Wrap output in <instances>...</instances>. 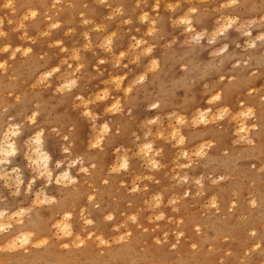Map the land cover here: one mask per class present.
<instances>
[{"label": "rangeland", "instance_id": "obj_1", "mask_svg": "<svg viewBox=\"0 0 264 264\" xmlns=\"http://www.w3.org/2000/svg\"><path fill=\"white\" fill-rule=\"evenodd\" d=\"M23 1L0 0V143L18 131L0 170V211L8 221L20 212L23 225L40 214L42 239L69 209L74 232L91 244L76 259L83 246L53 237L26 258L50 246L52 264H121L116 255L132 264H264V0ZM194 110L206 111V124ZM38 133L50 177L28 159ZM67 170L76 182L60 187ZM0 264L32 262L0 253Z\"/></svg>", "mask_w": 264, "mask_h": 264}, {"label": "bare ground", "instance_id": "obj_2", "mask_svg": "<svg viewBox=\"0 0 264 264\" xmlns=\"http://www.w3.org/2000/svg\"><path fill=\"white\" fill-rule=\"evenodd\" d=\"M25 1V0H24ZM23 1V2H24ZM30 1V0H29ZM105 1V0H104ZM113 1V0H112ZM119 1H121V0H118L117 2H119ZM202 1V0H201ZM212 1H214V0H212ZM230 1V0H229ZM240 1H242V0H239V3H240ZM255 1V0H254ZM31 2H34V0H32ZM124 2V1H123ZM127 2V1H126ZM216 2V1H215ZM236 2H237V0H236ZM243 2V1H242ZM241 2V3H242ZM251 2V1H250ZM21 3V2H20ZM20 3H19V6H21L22 5V3H21V5H20ZM107 3V2H106ZM121 3H122V1H121ZM208 3H209V1H208ZM207 3V4H208ZM211 3V2H210ZM234 3V2H233ZM233 3H231L232 5H234ZM255 3V2H254ZM34 4H36V3H34ZM105 4V3H104ZM191 4H192V2H191ZM200 4V6H201V3H199ZM206 4V3H205ZM253 4V3H252ZM29 5V4H28ZM32 5V4H31ZM126 4H124V6H125ZM195 6L196 5H198L197 3L196 4H194ZM193 5V6H194ZM122 6H123V3H122ZM206 6V5H205ZM28 7H30V5L28 6ZM158 7V6H157ZM25 8H27V7H25ZM37 8V7H36ZM190 8H192V7H190ZM118 9V8H117ZM193 9H194V7H193ZM23 10V9H22ZM28 10V9H27ZM120 10V9H119ZM131 10H133V9H131ZM196 10V9H195ZM197 10H198V8H197ZM95 11V10H94ZM142 11V10H141ZM190 12V11H192V9L191 10H187V11H185L184 13V15L186 16V13L187 12ZM194 11V10H193ZM263 11V10H262ZM143 12V11H142ZM141 12V13H142ZM188 12V13H189ZM13 13V12H12ZM256 13V12H255ZM32 14V13H31ZM34 14H36V13H34ZM38 14V13H37ZM36 14V15H37ZM95 14V13H94ZM143 14V13H142ZM194 14V13H193ZM11 15V14H10ZM9 15V16H10ZM29 15V14H28ZM35 15V16H36ZM50 16L52 15V14H49ZM97 15V14H96ZM144 15V14H143ZM147 15V14H146ZM145 15V16H146ZM183 15V16H184ZM144 16V17H145ZM182 16V17H183ZM184 16V17H185ZM190 16H192V15H190ZM33 17V16H32ZM32 17H30L31 19H32ZM44 17V16H43ZM97 17H98V15H97ZM147 17V16H146ZM145 17V18H146ZM11 18V17H10ZM16 18H18V17H16ZM23 18V17H22ZM27 18V17H26ZM141 18H143V16H141ZM189 18V17H188ZM225 18H226V16H225ZM228 18V17H227ZM226 18V19H227ZM24 19V18H23ZM47 19H49V18H47ZM52 19V18H51ZM147 19V18H146ZM179 19H180V17H179ZM179 19H178V21H179ZM184 19V18H183ZM182 19V20H183ZM192 19V18H191ZM231 19V18H230ZM7 20V19H6ZM59 20V19H58ZM185 20H186V23L189 25V26H187V27H189L188 29H190V20L188 19H186L185 18ZM185 20H183V21H185ZM224 20V19H223ZM10 21H12V20H10ZM14 21H15V19H14ZM22 21V20H21ZM44 21V20H43ZM46 21H48V20H45L44 22H46ZM51 22H52V20H50ZM144 21V20H143ZM227 21V20H226ZM225 21V22H226ZM16 22V21H15ZM50 22V23H51ZM150 22V21H149ZM152 22V21H151ZM12 22H10V24H11ZM49 23V22H48ZM50 23H49V25H50ZM222 23V22H221ZM9 24V23H8ZM52 24V23H51ZM55 24V23H54ZM151 24V23H150ZM182 24H184V23H182ZM186 24V25H187ZM222 24H224V22L222 23ZM228 24V23H227ZM16 25V24H15ZM153 25H154V23H153ZM153 25L151 24V27H153ZM17 26V25H16ZM15 26V27H16ZM29 26V25H28ZM27 26V27H28ZM47 27H48V25H46ZM51 26V25H50ZM14 27V28H15ZM30 27V26H29ZM38 28V27H37ZM39 28H40V26H39ZM185 28V27H184ZM220 28H221V25H220ZM223 28V27H222ZM116 29V28H115ZM153 29V28H152ZM219 29V28H218ZM224 29V28H223ZM25 31V30H24ZM221 31V30H220ZM223 31V30H222ZM113 32H116V31H113ZM23 34H25V33H23ZM88 36V35H87ZM110 36V35H109ZM27 37V35L26 36H24V38H26ZM28 38V37H27ZM29 39V38H28ZM89 39V38H88ZM105 39V38H104ZM133 39H135V38H133ZM24 40V39H23ZM108 40V39H107ZM113 40V39H112ZM138 40H140L139 38H138ZM26 41V40H25ZM8 42H10V41H8ZM137 42V41H136ZM135 42V43H136ZM139 42V41H138ZM4 43H6V42H4ZM106 43V42H105ZM59 44V43H58ZM89 44V43H88ZM140 44V43H139ZM106 45V44H105ZM108 45H111V44H108ZM114 45V44H113ZM133 46H134V44H132ZM102 46V45H101ZM140 46V45H139ZM102 47H105L106 48V46H102ZM21 48V47H20ZM116 48V47H115ZM63 49V48H62ZM104 49V48H103ZM108 50V49H107ZM106 51V50H105ZM110 51V50H109ZM3 52V51H2ZM13 52H16V51H13ZM111 52V51H110ZM12 53V51L10 52V54ZM23 53V52H22ZM26 53V52H25ZM28 53H29V51H28ZM127 53H129V52H127ZM25 55V54H24ZM110 55H112V54H110ZM78 56H76V58H77ZM120 57H121V55H120ZM135 57V56H134ZM75 59V58H74ZM114 60L116 59V58H113ZM135 59H136V57H135ZM120 60V59H119ZM75 61H78V58H77V60L75 59ZM3 62V61H2ZM78 62H80V61H78ZM83 62V61H82ZM81 63V62H80ZM71 64V63H70ZM100 64V63H99ZM68 66V65H67ZM76 66H78V65H76ZM46 67V66H45ZM68 67H70V66H68ZM75 67V66H74ZM73 67V68H74ZM88 67V66H87ZM86 67V68H87ZM121 67V66H120ZM41 68H43V67H41ZM72 68V69H73ZM124 68V67H123ZM40 69V68H39ZM38 69V70H39ZM51 69V68H50ZM58 69H60V67L58 68ZM80 69V68H79ZM116 69V68H115ZM120 69V68H119ZM37 70V71H38ZM48 71H50V70H48ZM58 71V70H57ZM71 71V70H70ZM73 71V70H72ZM117 71V70H116ZM120 71V70H119ZM44 72V71H43ZM55 72V71H54ZM66 72V71H65ZM64 72V73H65ZM76 72V71H75ZM52 72L50 71V72H47V73H45L44 72V77H46V78H48V77H51L53 74H51ZM64 73L62 74L63 76H64ZM67 73V72H66ZM65 73V74H66ZM73 73V72H72ZM100 73V72H99ZM114 73V72H113ZM116 73V72H115ZM118 73V72H117ZM122 73H123V71H122ZM124 73H126V72H124ZM131 73V72H130ZM68 74V73H67ZM66 74V75H67ZM60 75V74H59ZM70 75V74H69ZM69 75H68V77H66V79H65V82H66V80H67V78L69 79L70 77H69ZM77 75H78V73H77ZM110 75V74H109ZM39 76H41V75H39ZM72 76V75H71ZM73 76H75L74 74H73ZM72 76V77H73ZM112 76H113V74H112ZM139 77H141V76H139ZM40 78V77H39ZM61 78V77H60ZM118 78V77H117ZM41 79V78H40ZM42 79H43V77H42ZM45 79V78H44ZM72 79V78H71ZM110 79V78H109ZM115 78H113V80H114ZM74 80V79H73ZM141 80V79H140ZM41 82H43V80H40ZM39 81V82H40ZM47 81V80H46ZM45 81V82H46ZM56 81V80H55ZM63 81H64V79H63ZM70 81V80H69ZM69 81H67V83L69 82ZM116 81H119V80H116ZM44 82V83H45ZM51 82V81H50ZM52 82H53V77H52ZM60 82V81H59ZM115 82V81H114ZM76 83V82H75ZM70 84V83H69ZM118 84V83H117ZM121 84V83H120ZM64 85V84H63ZM119 85V84H118ZM216 85V84H215ZM214 85V86H215ZM235 85H237V83L235 84ZM219 86V85H218ZM72 87H74V86H71V88ZM119 87H120V85H119ZM119 87L117 88V89H119ZM217 87V86H216ZM12 88V87H11ZM17 88V87H16ZM69 88V87H68ZM128 88V87H127ZM220 88H222L223 89V87H220ZM13 89V88H12ZM221 89V90H222ZM215 91V90H214ZM107 92V91H106ZM105 92V93H106ZM23 93V92H22ZM25 93V92H24ZM24 93H23V95H24ZM27 93V92H26ZM104 93V92H103ZM220 93V92H219ZM218 93V94H219ZM235 93H238L239 94V92L237 91V92H235ZM241 94V93H240ZM26 95V94H25ZM30 95V94H29ZM108 95V94H107ZM216 95V94H215ZM106 96V95H105ZM26 97H28V96H26ZM33 96L32 95H30V98H32ZM77 97H78V95H77ZM231 97V96H230ZM24 98V97H23ZM81 98V97H80ZM25 99V98H24ZM108 99V98H107ZM113 99V98H112ZM215 99V98H214ZM213 99V100H214ZM219 99V98H218ZM220 101V100H219ZM107 102V101H106ZM116 102V101H115ZM118 103V102H117ZM217 104H219V102L217 103ZM216 104V105H217ZM104 105V104H103ZM212 107V106H211ZM113 109V108H112ZM198 109V108H197ZM196 110V109H195ZM194 110V111H195ZM199 110V109H198ZM208 110V109H207ZM194 111H193V113H194ZM230 111V110H229ZM208 112H209V110H208ZM221 112V111H220ZM225 112V111H224ZM250 112V111H249ZM252 113H250V114H254L253 113V111H251ZM195 113H199V116H197V117H199V122H201V123H203V124H206L207 123V113H206V111L205 112H203V111H200V112H196L195 111ZM214 113V112H213ZM226 113V112H225ZM239 113V112H238ZM238 113H236L235 115H237ZM243 113V112H242ZM209 114V113H208ZM221 114V113H220ZM222 114H224V113H222ZM241 114V113H240ZM240 114H239V116H238V118L240 117ZM34 115V114H33ZM194 115V114H193ZM192 115V116H193ZM197 114H195L194 115V117L196 116ZM225 115V114H224ZM224 115H222L223 117H225ZM217 116V115H216ZM247 116V115H246ZM251 116V115H250ZM185 117V116H184ZM220 117H221V115H220ZM226 117H228V115H226ZM225 117V118H226ZM237 117V116H236ZM247 117H249V115L247 116ZM175 118V117H174ZM183 118V117H182ZM191 118V117H190ZM196 118V117H195ZM219 117H217V119H218ZM225 118H223V119H225ZM229 118H231V117H229ZM228 118V119H229ZM234 118V117H233ZM232 118V119H233ZM242 118V120H243V116L241 117ZM176 119V118H175ZM186 119H188V118H186ZM193 119V117L191 118V120ZM216 119V120H217ZM235 119V118H234ZM172 120H174V119H172ZM191 120H189L190 121V123L191 122H193V120L191 121ZM219 120V119H218ZM231 120V119H230ZM32 121V120H31ZM181 118L178 120V122H180L181 123ZM188 121V122H189ZM220 121V120H219ZM177 122V123H178ZM185 121H183V123H184ZM216 122V121H215ZM214 122V123H215ZM243 121H241L240 123H242ZM176 123V124H177ZM182 123V124H183ZM195 123H196V120H195ZM194 122H193V124H195ZM244 123V122H243ZM241 124L240 126H239V128H238V130L236 131V132H240V133H243V132H246L247 131V128H246V124L244 123V124ZM12 124V123H11ZM181 124V125H182ZM15 125V124H14ZM191 125V124H190ZM196 125V124H195ZM218 125V124H217ZM5 126V125H4ZM173 126V125H172ZM171 126V127H172ZM177 126H178V124H177ZM183 126V125H182ZM200 126V125H199ZM207 126V125H206ZM18 127V126H17ZM179 127V126H178ZM178 127H173L174 129H176V128H178ZM188 127H190L189 125H188ZM187 127V128H188ZM195 127H197V126H195ZM209 127H211V126H209ZM172 128V129H173ZM204 128V127H203ZM203 128H201V129H203ZM6 129V128H5ZM100 129V128H99ZM170 129V128H169ZM169 129H167V130H169ZM171 129V130H172ZM256 129V128H255ZM161 130H164V129H162L161 128ZM180 130H181V128H180ZM229 130H231V129H229ZM249 130V129H248ZM101 131V130H100ZM170 131V130H169ZM177 131V130H176ZM175 131V132H176ZM7 132V134H5L6 135V137L2 140V142L0 143V170H2V169H4L5 168V166L4 165H2V164H9L10 163V157H12V156H14V154L16 153V146H15V142H14V140L13 139H10V137L11 136H16V132H18V131H12V129L10 128L8 131H6ZM42 132V131H41ZM175 132H173V135H175L176 133ZM235 132V131H234ZM163 133V132H162ZM36 134V133H35ZM168 134V133H167ZM179 134H181V133H179ZM247 134H248V132H247ZM96 135V134H95ZM94 135V136H95ZM160 135H161V133H160ZM238 135V134H237ZM243 135V134H242ZM42 135L40 134V133H38L37 135H36V137H35V139H34V142H33V145L35 144L36 146H35V148H34V150H33V155L31 156V157H29L28 159L30 160V162L33 164V166H34V168L37 170V171H39L40 172V174L42 175V174H45V175H47L48 177H50L51 176V170H50V168H49V163H50V156H49V154L47 153V152H45L44 150H43V148H42V137H41ZM99 136V135H98ZM163 136V135H162ZM177 136V135H176ZM244 136V135H243ZM242 136V137H243ZM96 137V136H95ZM95 137L93 138V139H95ZM161 137V136H160ZM170 137V136H169ZM178 137V136H177ZM241 137V138H242ZM32 138V137H31ZM101 138V137H100ZM173 138V137H172ZM171 138V139H172ZM183 136H181V138H180V142H182L183 141ZM178 139V138H177ZM176 140V139H175ZM173 141H174V138H173ZM172 141V142H173ZM97 142V141H96ZM95 142V143H96ZM100 142V141H99ZM26 143H27V141H26ZM32 145V146H33ZM147 145V144H146ZM151 145V144H150ZM149 145V146H150ZM182 145V144H181ZM180 145V146H181ZM183 145H184V143H183ZM31 146V145H30ZM31 146V147H32ZM96 146H98V145H96ZM185 146V145H184ZM140 147V146H139ZM151 147V146H150ZM183 147V146H182ZM182 147H180L179 149L181 150V148ZM153 148V147H152ZM151 148V149H152ZM32 149V148H31ZM142 149V148H141ZM160 149V148H159ZM183 149V148H182ZM202 149V148H201ZM46 150V149H45ZM72 150V149H71ZM153 150V149H152ZM158 150V149H157ZM199 150V149H198ZM28 151V150H27ZM201 151V150H200ZM148 152V151H147ZM151 152V151H150ZM156 152H158L159 153V150L158 151H156ZM30 153H32V152H30ZM68 153V152H67ZM145 153V152H144ZM197 153V152H196ZM200 153H202V151L200 152ZM147 154H149V153H147ZM186 154V153H185ZM199 154V153H198ZM27 155V154H26ZM197 155V154H196ZM28 156V155H27ZM123 156V155H122ZM148 157V156H147ZM124 158H126V157H124ZM152 158H154V156H152ZM181 158V157H180ZM127 160V159H126ZM126 160H123L122 162H121V166L122 167H126L127 168V161ZM146 160V159H145ZM114 161V160H113ZM118 162V161H117ZM148 162L149 163H151V166L150 167H155L156 165H158L157 163H156V161L155 160H153V159H151V157L148 159ZM71 163H73V162H71ZM129 163V162H128ZM59 164V163H58ZM82 166V165H81ZM148 167H149V165H147ZM159 166V165H158ZM115 167V166H114ZM79 169H82V168H79ZM85 169V168H84ZM84 169H82L81 171H80V173L84 170ZM148 169V168H147ZM151 169V168H150ZM154 169V168H153ZM89 170V169H88ZM87 170V171H88ZM117 170V169H116ZM122 170V169H121ZM85 171V170H84ZM83 171V172H84ZM152 171V170H151ZM34 172V171H33ZM85 173V172H84ZM18 174V173H17ZM89 174V173H88ZM7 175V174H6ZM12 175V174H11ZM16 175V174H15ZM87 175V174H86ZM0 176H2L3 177V174H1ZM7 177V176H6ZM47 178V177H46ZM58 180L56 181L57 182V184H58V186H60V187H63V186H61L62 184H60V182L62 181V180H67V181H70V182H72V184L74 183V182H76V178L74 177V176H72L71 175V173H70V171L69 170H67V171H64L63 172V174H61V175H59V177L57 178ZM17 180H20V178H19V176L17 175ZM16 180V181H17ZM50 180V179H49ZM61 180V181H60ZM5 182V181H4ZM83 182H85V181H83ZM82 182V183H83ZM64 183V182H63ZM79 184H80V182H79ZM80 185H82V184H80ZM84 185V184H83ZM82 185V186H83ZM93 188V187H92ZM39 193V192H38ZM45 193V192H44ZM40 194V193H39ZM261 195H263V193L261 194ZM36 196H37V194H36ZM42 196H44V201H47L48 200V198L46 197V195L45 194H43ZM38 197V196H37ZM92 200V199H91ZM36 201H38V199L36 200ZM49 201H50V198H49ZM39 202V201H38ZM53 203V202H52ZM56 203V202H55ZM71 203V202H70ZM67 204V203H66ZM58 205V204H57ZM69 204H67L66 206H68ZM56 207V206H55ZM61 208H62V206L61 207H57V208H55L54 209V211H53V213H52V216H54V215H56V214H58L59 212H60V210H61ZM23 211V210H22ZM8 212V211H7ZM24 212V211H23ZM62 212V215L60 216V218L59 219H52V217H50V220L52 219V221H51V223H50V228H51V235L48 237V238H42V239H40V234L45 230V227L46 226H44V227H42L43 229L41 230L39 227H38V225L39 224H44V223H42L41 222V219H40V214H38V213H36V214H34V216H32L33 218L31 219V221L29 220L25 225H23L22 224V220H21V218H22V214L19 212V213H17V214H15L16 216H18L19 218H17L16 220H13V218H14V216L12 215V216H10V218H9V221H8V218H6V216L8 215L5 211H0V253L1 254H14V255H16L17 257H19L20 258V260H22V261H26L27 259H29L31 262H32V264H52V263H54V262H56V260L51 256V250H52V248H49L50 246H47L46 247V249L44 250V251H42V252H38V253H36L35 255H32L30 258H26V254L29 252V251H31V250H33L34 252L35 251H37L38 249H40L41 247H45L46 246V242H48L49 240L48 239H50V241L52 240V238L53 237H57V241H58V243H59V245H61V247H64V248H66V249H70V248H74V247H81V246H83V249L79 252V253H77L76 255H74L73 257L74 258H76V259H82V258H86V256L91 252V248H90V246H91V244L90 243H88L87 244V246H86V243H85V241H84V239L81 237V235H77L75 232H74V229L72 228V226H71V222H70V219L72 218L71 217V213H70V211H69V209H63V211H61ZM257 212V211H256ZM24 215V214H23ZM27 215V214H26ZM27 217V216H26ZM54 218H56V217H54ZM16 223H19V224H22V226H20V227H16V229L18 230V231H15V230H12V227L13 226H16L17 224ZM90 224V223H89ZM48 225V224H47ZM229 225H231V222L229 221L228 222V226ZM48 227V226H47ZM227 227V226H226ZM219 228H220V226H219ZM218 228V229H219ZM50 230V229H49ZM48 233H49V231H48ZM46 234H47V232H46ZM80 234V233H79ZM49 235V234H48ZM97 237V236H96ZM84 238H91V235L90 234H87V235H84ZM48 240V241H47ZM100 241V240H99ZM104 240H102L100 243H99V246H101V245H104L105 243L103 242ZM84 243H85V245H84ZM51 245V244H50ZM86 246V247H85ZM104 248H105V246H104ZM102 249H103V247H102ZM93 250V249H92ZM104 250V249H103ZM100 251V250H99ZM126 256H128V255H126ZM59 259V258H58ZM115 261H118V260H120V262H121V264H132L131 262H130V259L129 258H125V259H123L121 256H117L116 255V257H115V259H114ZM58 264H74V262L71 260V259H65V260H63L62 262H58ZM97 264H100V262H98Z\"/></svg>", "mask_w": 264, "mask_h": 264}]
</instances>
